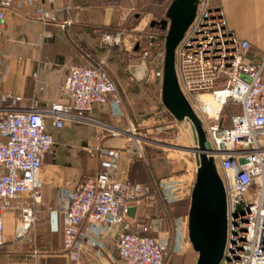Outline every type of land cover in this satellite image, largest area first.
Masks as SVG:
<instances>
[{
  "label": "built area",
  "instance_id": "1",
  "mask_svg": "<svg viewBox=\"0 0 264 264\" xmlns=\"http://www.w3.org/2000/svg\"><path fill=\"white\" fill-rule=\"evenodd\" d=\"M51 19L50 13L36 10L34 20L46 25ZM249 49V43L227 27L221 10L213 7L211 0H198L194 20L174 52L180 92L201 123L206 156L224 186L227 226L220 264H264V55L255 63ZM157 76L162 82L163 68ZM63 90L70 104H53L44 110L18 109L20 98L0 96L1 104L11 105L0 107V248L5 211L18 214V237L36 221L35 211L42 201V161L54 146L48 127L59 130L67 122L97 125L88 116L93 107L109 106L112 115L122 114L121 99L101 61L71 67ZM228 105H236L239 111L228 117L226 126L223 111ZM125 133L117 130L113 135ZM129 134L121 148L98 150L100 178L106 176L103 182L85 176L74 190L63 191V237L67 244L73 243L84 224L99 226L106 234L120 227L116 251L121 262L165 264L169 243L143 235L147 231L144 225L133 229L129 209L142 199L152 202L156 196L167 202L166 196L158 186L153 195L139 197L135 189L115 179L122 149L134 142L133 130Z\"/></svg>",
  "mask_w": 264,
  "mask_h": 264
},
{
  "label": "crops",
  "instance_id": "2",
  "mask_svg": "<svg viewBox=\"0 0 264 264\" xmlns=\"http://www.w3.org/2000/svg\"><path fill=\"white\" fill-rule=\"evenodd\" d=\"M7 1L9 5L3 6ZM141 2L0 0V96L20 98L18 109L44 110L53 104L69 105L70 98L63 85L70 68L91 66L111 48L121 47L125 40L114 32L125 27L133 6ZM154 4L160 5L157 1ZM211 4L221 10L234 35L249 43V53L259 63L264 55V0H211ZM40 8L52 16L46 25L34 20ZM63 23H68L65 29L60 28ZM3 106L11 105L0 103ZM88 116L97 125L67 122L59 130L48 127L54 146L42 161V201L35 211L36 221L27 233L18 237V214L5 211L0 264H124L116 251L120 227L106 234L99 226L81 225L71 244L65 242L62 233L66 202L63 191L74 190L85 176L103 182L106 176L100 178L98 150L121 148L125 138L113 135L117 130L124 131L123 115H112L109 106L93 107ZM62 130L64 134L59 136ZM132 147L122 149L115 179L135 189L139 197L153 195L159 186L167 198L163 202L156 196L152 202L142 199L132 205L130 208L135 210L129 219L133 229L139 230L144 225L147 231L143 235L170 244L169 232L176 226L174 248L183 249L182 229L187 225L188 215L182 214L186 191L178 188L180 192L173 195L167 189L170 183L158 182L147 174V165L139 158L137 148ZM171 203L174 210L183 206L179 214L173 216Z\"/></svg>",
  "mask_w": 264,
  "mask_h": 264
},
{
  "label": "rangeland",
  "instance_id": "3",
  "mask_svg": "<svg viewBox=\"0 0 264 264\" xmlns=\"http://www.w3.org/2000/svg\"><path fill=\"white\" fill-rule=\"evenodd\" d=\"M155 1L160 5H155ZM171 1L142 0L141 4L133 6L125 27L114 32L115 35L120 33L125 43L108 50L99 61L103 63L121 99L122 123L124 132H127L123 136L128 138L133 130L132 148L138 147L142 152L147 174L158 182L164 180L170 183L167 187L173 195L180 192L178 188L186 191L182 214H188V190L194 184L196 173L193 133L188 123L173 119L165 109L161 100L162 82L157 76L163 68L166 36V30L160 24L166 19ZM155 23L157 25L152 26ZM229 114L226 112L224 118H228ZM60 134H64L63 130ZM172 203L170 206L173 208ZM180 209L173 208V216L179 214ZM175 229L177 227L173 226L172 233L169 232V255L165 264H196L197 255L188 241L187 225L182 229L183 249L174 248Z\"/></svg>",
  "mask_w": 264,
  "mask_h": 264
},
{
  "label": "water",
  "instance_id": "4",
  "mask_svg": "<svg viewBox=\"0 0 264 264\" xmlns=\"http://www.w3.org/2000/svg\"><path fill=\"white\" fill-rule=\"evenodd\" d=\"M197 0H174L166 19L161 100L177 121L189 124L196 156L195 181L187 215L188 241L197 255L196 264H220L226 242V197L222 180L206 156V135L201 123L180 92L175 74V48L196 14ZM157 25L156 23L152 26ZM134 208L129 209L133 217Z\"/></svg>",
  "mask_w": 264,
  "mask_h": 264
},
{
  "label": "trees",
  "instance_id": "5",
  "mask_svg": "<svg viewBox=\"0 0 264 264\" xmlns=\"http://www.w3.org/2000/svg\"><path fill=\"white\" fill-rule=\"evenodd\" d=\"M156 26V25H155ZM239 111V108L236 106V105H228L224 108V111H223V116L224 114L227 112H229L231 114L235 113V112H238ZM227 119V122H226V126L228 125V118ZM195 262H196V259H195Z\"/></svg>",
  "mask_w": 264,
  "mask_h": 264
}]
</instances>
